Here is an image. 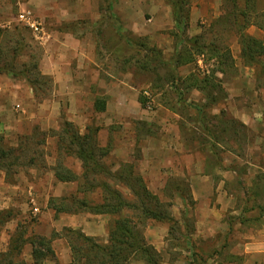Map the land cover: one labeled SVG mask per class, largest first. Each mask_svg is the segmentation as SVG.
I'll use <instances>...</instances> for the list:
<instances>
[{
    "label": "rangeland",
    "instance_id": "1",
    "mask_svg": "<svg viewBox=\"0 0 264 264\" xmlns=\"http://www.w3.org/2000/svg\"><path fill=\"white\" fill-rule=\"evenodd\" d=\"M52 1L51 12L59 16H44L42 0H0V29L13 33V38H0V67L18 74L2 73L13 85L10 98H18L19 90L25 93V87L33 89L28 77L37 89L31 90L33 102L26 107L27 114L37 112L33 122H24L28 132L15 130L13 110L6 115L7 126L0 128V149L16 148L20 155L7 173L2 170L8 184L20 186L7 187L4 194L18 199L0 210V264H33L29 241L38 237L50 239L54 248L70 245V259L62 263L55 254L45 264H85L74 258L71 245L87 251L89 244L70 231L83 232L67 218L99 222L83 201L100 202L106 194L102 182L131 204L122 215L138 224L147 242L161 245L156 248L159 264H254L244 251L253 232L264 235V229H250L264 224V56L253 62L246 58L241 33L264 43V0H256L252 10L244 0H190V15L197 17L191 31L190 21L185 29L177 26L172 0ZM24 9L33 11L39 29L19 20ZM69 10L82 18L64 20L61 16ZM66 33L71 34L68 44H83L88 52L79 68L76 58L68 62L82 71L74 75L88 91L65 94L59 104L58 84L43 73V56L46 45L55 43L48 35ZM189 37H197L203 54L186 41ZM180 53L192 60L178 65ZM26 63L28 77L22 73ZM195 79H207L205 90L193 86ZM99 98L107 102L105 111L96 109ZM76 132L91 134L97 151L99 172L87 179L76 154ZM63 168L78 180L57 185L64 182L56 176ZM137 177L161 201L150 207L173 221L144 214L126 185L135 184ZM88 183L96 186L86 192ZM221 194L228 199L223 211L228 229L208 234L200 221L203 195L218 204V217ZM104 216L109 239L112 218ZM17 236L22 248L11 259L7 252ZM126 264L146 263L133 259Z\"/></svg>",
    "mask_w": 264,
    "mask_h": 264
},
{
    "label": "trees",
    "instance_id": "2",
    "mask_svg": "<svg viewBox=\"0 0 264 264\" xmlns=\"http://www.w3.org/2000/svg\"><path fill=\"white\" fill-rule=\"evenodd\" d=\"M234 4H237L241 0H230ZM247 5V9L252 10L256 0H244ZM173 14L174 19L178 27L185 29L189 26L190 21V0H172ZM255 8V7H254ZM247 11V10H246ZM246 11H244L246 14ZM186 12V15L184 13ZM260 28L264 30V25H260ZM6 36L10 38L13 33L3 32L0 29V38L1 36ZM242 45L245 57L250 59L251 62L256 59V56H264V43L253 36L241 33ZM13 38V36H12ZM186 41L193 42V44L198 47L199 54H203V48L198 44L197 37H189ZM23 42V39H22ZM195 47V48H196ZM215 53L220 57V53L216 50ZM3 54L0 49V55ZM192 58H186L183 54L180 53L178 57L177 64H186L189 63ZM24 69L22 73L28 74L30 70H25L27 63L23 64ZM38 65L35 64L34 68L37 69ZM9 73L13 75H18L13 69H6L5 66L0 67V73ZM223 72V71H220ZM28 77V75H27ZM28 82L32 85L33 90L36 92V81L27 78ZM207 79H195L193 80V86L202 90H205L204 82ZM202 84V85H201ZM140 102L143 104L144 100L140 99ZM96 109L98 111H104L106 109V100L99 98L96 100ZM201 110V109H199ZM93 136L89 133L81 135L76 132L74 143L78 145V150L76 152L79 159L83 163V175L84 178H89L92 176V173L99 172L96 167L99 165L96 161L95 155L97 154L96 148L94 147ZM16 148H1L0 149V170L5 171L6 173L10 169L9 166H12L14 162L18 161L20 155H17ZM15 156V161H8ZM63 173L59 170L56 171V176L59 180L64 182H73L78 180V175L75 174L72 170L63 168ZM85 180V179H84ZM136 183L129 182L125 183L127 186L131 187L135 192L137 198L141 201L144 214L153 219L157 220H170L174 219L172 216L163 211H157L150 207L152 203H155L156 206L161 205V201L156 195H153L148 188L143 184L140 177L135 178ZM100 188L103 189V192L106 194L102 197V200L98 203L89 204L86 201H83V205L87 207L89 212L93 214H103L111 216V224L109 231V239L106 245H101L93 237L86 235L83 232L70 229L71 232L76 233L80 238L86 240L89 244L87 251L83 249L82 246L75 247L71 245L74 258L78 257L79 260H84L85 264H126L133 259L143 260L146 264H159L161 260V254L156 249V247L147 242L142 232L139 230V226L136 222L133 221L131 217L123 216V211L126 208L130 207V203L124 199L123 195L117 190L112 188L107 182H102L99 184ZM96 185L93 183H88L87 189H93ZM19 236V235H18ZM12 239L11 246L8 250L7 256H10L12 259L14 255H19L22 247L19 246V237ZM30 244L33 247L32 257L33 264H45V260L55 256L54 248L52 246V241L46 237H38L36 239L30 240ZM85 251V252H84ZM77 259V258H76ZM2 259L1 261H3ZM8 264H16L12 260ZM20 264V263H17ZM21 264H28L22 262Z\"/></svg>",
    "mask_w": 264,
    "mask_h": 264
},
{
    "label": "crops",
    "instance_id": "3",
    "mask_svg": "<svg viewBox=\"0 0 264 264\" xmlns=\"http://www.w3.org/2000/svg\"><path fill=\"white\" fill-rule=\"evenodd\" d=\"M42 1L44 2L43 5L46 9V13L43 14L44 16L48 14L50 16H53V15L59 16V14L56 15L55 13L52 14L51 12L52 8L54 7L52 0H42ZM33 9L36 10L37 8L34 6ZM193 9L197 10V8L195 7ZM23 11H30L32 15L34 14L31 9H24L21 12ZM69 11L67 12V14L65 13L66 15L61 16V17H64L63 18L64 20H73L75 18H82V16L80 15L78 11L77 13H73V10H69ZM190 16H191L190 17V31H191V29H193V27L195 26L197 17L194 12H192ZM0 21H1V13H0ZM0 25L2 24L0 23ZM135 28H136V31L141 30L140 27H137V25ZM64 36L65 37L67 36V39L64 38ZM69 36H71V34H68V33L60 34V35L49 34L48 38L52 39V41H54L55 43L53 46L50 44L46 45L45 54L43 56L44 64H45L43 67L44 68L43 73L52 75L55 82L58 84L59 96L56 101H58L59 104H61L62 102L61 100L63 99L65 94L67 95L71 94L72 96V93L77 94V92H82L81 94L83 95L85 94L86 91H88L86 82L84 80L80 81L76 79L74 75V73L79 74V73H82V71L79 69L78 70L73 69L72 64L68 63L70 60L72 61V58H76L78 62V68H79L80 61H82L83 57H87L88 52L85 50V47L83 46V44H80L78 48L77 46H72L68 44L70 41ZM90 57L93 58L92 52H90ZM11 86L13 85H11L10 82L5 80V78L3 77V74H0V128H3V126L4 127L7 126L6 123H8L9 121H7L6 115L7 113H10L11 110H13L12 112L13 116L16 117L15 119L18 120V125L15 128V130H22L21 132L26 133L28 132V127L24 126V122L28 123L29 120L33 122L34 121L33 118L36 117V113H37V112L36 113L32 112L31 114L25 113L27 111V108H26L27 105L29 103L32 104L33 102V95H32L33 92L31 91L33 89L29 87H25V93L24 91L21 90L22 91V94H21L19 90L18 94H16L18 98L11 99L10 97H11V94L13 93V90H12L13 87ZM106 107H107V102H106ZM19 122H20V125H19ZM5 176H6L5 172L0 170V210L7 208L9 205L15 203V200L18 199V198L17 199L13 198L11 196L10 197L6 195L4 196V194L6 193L5 191H7V187L10 188L11 186H13L17 188L20 186V184L17 185L16 183L8 184V182H6ZM63 184L66 185L67 183L58 182L57 185L61 186ZM203 199L205 201V206L203 208L204 212H203L202 219L200 220L203 224L202 229H206V232L208 234L215 233L216 229H228V224L224 220V213H223V211L226 209V206H227L226 205L228 201L227 196L221 194L217 198V202L222 203V206H220L218 210L219 211L218 217L215 216L216 212L214 211V209L218 207L217 206L218 204L216 203L215 205H212L211 204L212 198H210L207 195L206 196L203 195ZM91 216H95V218H98L97 220H99V222L101 223L98 222L95 225L94 222H90L86 224V221L80 219L78 215L77 217L74 216L75 218L73 216H70V217L68 216L69 218L67 217L65 218L69 219L70 224L74 226L75 228H82V231L86 235L97 238L98 242H103L107 244L108 243V237H107L108 229H105V226H106L105 216L103 214H96V215H91ZM64 220H65L64 217L61 216L60 221H59L60 224H62ZM262 225L259 226L258 224V225H255L254 227H251L250 229H264V224ZM249 238L251 239L245 242L244 252L251 255V257L254 260V264H264V235L263 234L259 235L257 233L255 234L253 232ZM160 247L161 245H159L156 248L160 250L161 249ZM162 248H164V246ZM54 251H55V254L58 255L59 257L58 259H60L59 261H61L62 263H64L63 258H65L66 261L68 258L70 259L71 250H70V245L68 243L62 244V246L54 248ZM65 256H68V257L66 258Z\"/></svg>",
    "mask_w": 264,
    "mask_h": 264
},
{
    "label": "built area",
    "instance_id": "4",
    "mask_svg": "<svg viewBox=\"0 0 264 264\" xmlns=\"http://www.w3.org/2000/svg\"><path fill=\"white\" fill-rule=\"evenodd\" d=\"M19 20L25 23L28 27L39 29V26L41 23L34 18L32 13L30 11H23L19 14ZM144 94L146 96H150L149 90L144 91ZM35 210H38V208H35Z\"/></svg>",
    "mask_w": 264,
    "mask_h": 264
}]
</instances>
